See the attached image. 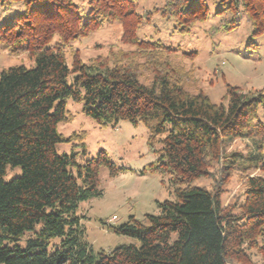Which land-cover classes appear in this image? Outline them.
Listing matches in <instances>:
<instances>
[{"label":"trees","instance_id":"trees-1","mask_svg":"<svg viewBox=\"0 0 264 264\" xmlns=\"http://www.w3.org/2000/svg\"><path fill=\"white\" fill-rule=\"evenodd\" d=\"M213 2L225 19L222 30L236 29L244 15L251 42L264 34V0ZM1 3H21L24 13L0 26V44L11 54L27 53L34 64L0 71V264H258L252 251L264 259V89L253 95L227 86L225 103L213 104L185 90L189 73L168 59L172 48L136 34L155 13L188 33L210 17L207 0H166L140 13L133 0H88L85 21L71 0ZM111 22L134 50L87 62L73 51L68 65L64 49ZM68 101L102 128L125 121L146 129L156 157L146 171L168 178L173 200L157 203L156 215L107 224L138 245L94 253L82 240L79 205L101 196V166L111 175L117 169L103 150L87 158L84 132H58L70 120ZM233 141L241 151H226ZM62 143L72 144L70 155L57 153ZM212 163L221 164L222 183L234 172L245 176L238 213L221 205L220 190L191 185L209 176ZM8 167H19L21 176L4 181ZM25 233L34 237L21 247Z\"/></svg>","mask_w":264,"mask_h":264},{"label":"rangeland","instance_id":"rangeland-1","mask_svg":"<svg viewBox=\"0 0 264 264\" xmlns=\"http://www.w3.org/2000/svg\"><path fill=\"white\" fill-rule=\"evenodd\" d=\"M78 8L83 20L87 18L88 0H71ZM137 12L153 11L164 6L166 0H133ZM210 17L204 22L196 23L188 33H178L174 22L152 14L149 24L136 28L140 39L156 41L173 49L168 59L181 65L189 73L183 86L190 94L202 92L213 104L225 103L223 97L227 86L239 88L243 94L253 95L264 89V34L250 41L251 26L246 16H239L238 27L230 32L221 29L224 18L215 15L219 7L213 0H207ZM21 3L2 6L0 0V26L11 22L16 15L23 14ZM122 27L117 22L104 25L87 37L72 42L66 47L65 56L68 65L73 51L79 54L81 61L87 62L97 57H107L109 53L131 52L134 49L121 40ZM256 46L253 47V44ZM192 55V56H190ZM27 53L14 55L0 44V71L12 66H33ZM145 77H142V79ZM70 120L58 125V132L65 137L72 133L84 132L87 158H95L99 151H105L108 159L117 171L110 174L108 168L101 166L98 171L99 197L82 202L78 216H82L80 225L83 230L82 240L94 253L110 251L122 245H138L137 240L114 234L107 226L111 216L117 221L112 226H119L128 221L130 216L142 219L145 215L158 214L157 203L173 200L172 188L168 178H161L155 173L146 171L147 165L156 157L148 151L146 129L139 125L121 121L116 127L102 128L82 113L81 104L67 102ZM259 119L264 124V112L260 110ZM72 144H57L58 154L70 155ZM77 152V162L84 159ZM239 141L226 146L227 152L241 151ZM144 171V173H143ZM221 164L212 163L209 176L198 178L192 186L205 188L208 191L220 190V203L224 208H237L244 199L245 176L234 172L227 182H220ZM255 175L254 173L249 174ZM21 176L19 167H8L3 176L4 181ZM104 221L105 223H102ZM38 229V227H37ZM33 233H25L17 245L24 247ZM53 247L50 248V251ZM251 258L258 264L264 259L251 252Z\"/></svg>","mask_w":264,"mask_h":264},{"label":"built area","instance_id":"built-area-1","mask_svg":"<svg viewBox=\"0 0 264 264\" xmlns=\"http://www.w3.org/2000/svg\"><path fill=\"white\" fill-rule=\"evenodd\" d=\"M117 221V219L115 218V216H112L110 219H109V221H108V223L110 224H114L115 222Z\"/></svg>","mask_w":264,"mask_h":264}]
</instances>
